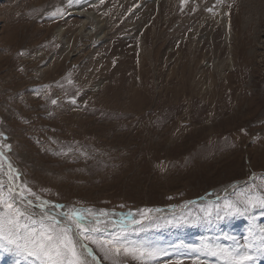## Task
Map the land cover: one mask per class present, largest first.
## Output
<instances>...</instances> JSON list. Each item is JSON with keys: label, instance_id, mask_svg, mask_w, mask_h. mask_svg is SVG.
<instances>
[{"label": "rangeland", "instance_id": "rangeland-1", "mask_svg": "<svg viewBox=\"0 0 264 264\" xmlns=\"http://www.w3.org/2000/svg\"><path fill=\"white\" fill-rule=\"evenodd\" d=\"M84 1L0 0V172L64 211L159 209L148 264H264V208L205 215L264 184V0Z\"/></svg>", "mask_w": 264, "mask_h": 264}, {"label": "snow or ice", "instance_id": "snow-or-ice-1", "mask_svg": "<svg viewBox=\"0 0 264 264\" xmlns=\"http://www.w3.org/2000/svg\"><path fill=\"white\" fill-rule=\"evenodd\" d=\"M3 155L0 151V157ZM18 179L19 172L11 164L7 173L0 172V251L30 260L31 264H100L92 245L112 264H120L122 256L130 257L137 264H148L166 254L150 240L133 239L151 227L161 226L149 215L159 209H143L139 218L130 212L119 219H109L113 214L105 210L64 211V205H52L41 199L27 183H17ZM252 179L258 177L254 174ZM255 207L264 208V184H252L241 193L240 199H225L222 205L205 210V215L223 219L243 215ZM260 232L264 234V229ZM249 234H253L251 229ZM260 239L259 247L264 249V235ZM251 247L249 244L247 248L229 249L209 242L198 251L220 258L223 264H250L254 259L248 250Z\"/></svg>", "mask_w": 264, "mask_h": 264}, {"label": "bare ground", "instance_id": "bare-ground-1", "mask_svg": "<svg viewBox=\"0 0 264 264\" xmlns=\"http://www.w3.org/2000/svg\"><path fill=\"white\" fill-rule=\"evenodd\" d=\"M97 1H99V0H86V1H84V3H83V5H85V4H96L97 3ZM84 13V14H89L90 12L89 11H86L85 9H84V7H80V10H79V13ZM95 16V15H94ZM97 17H99L98 15H96L94 18H97ZM97 21H98V23H102V19L99 17L98 19H97ZM84 22H86V20L84 21ZM61 32H62V30H60L59 31V34H61ZM60 211V210H59Z\"/></svg>", "mask_w": 264, "mask_h": 264}]
</instances>
